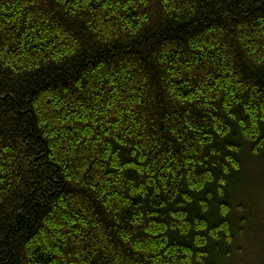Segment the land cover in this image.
Here are the masks:
<instances>
[{"label": "trees", "instance_id": "obj_1", "mask_svg": "<svg viewBox=\"0 0 264 264\" xmlns=\"http://www.w3.org/2000/svg\"><path fill=\"white\" fill-rule=\"evenodd\" d=\"M246 149L264 0H0V264H238Z\"/></svg>", "mask_w": 264, "mask_h": 264}, {"label": "rangeland", "instance_id": "obj_2", "mask_svg": "<svg viewBox=\"0 0 264 264\" xmlns=\"http://www.w3.org/2000/svg\"><path fill=\"white\" fill-rule=\"evenodd\" d=\"M247 152L246 149L244 176L236 189L233 206L240 205L243 213L240 208L232 212L233 227L237 230L235 247L240 257L238 264H264V168L260 167V160L248 157Z\"/></svg>", "mask_w": 264, "mask_h": 264}]
</instances>
